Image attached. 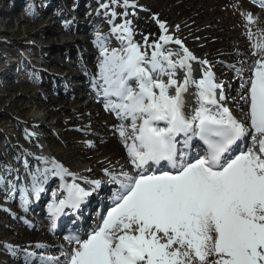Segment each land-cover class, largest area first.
I'll list each match as a JSON object with an SVG mask.
<instances>
[{
  "label": "snow or ice",
  "instance_id": "snow-or-ice-1",
  "mask_svg": "<svg viewBox=\"0 0 264 264\" xmlns=\"http://www.w3.org/2000/svg\"><path fill=\"white\" fill-rule=\"evenodd\" d=\"M26 11L32 14L31 7ZM154 19L161 35L150 56L133 43L129 21L111 30L123 45L119 50L96 36L101 59L94 87L105 110L121 121L117 132L133 171L104 170L118 187L107 203L99 201L97 222L87 233L66 237L72 246L63 261L41 256V264H264V38L252 45L258 58L241 83L248 112L238 120L211 69L202 68L195 79L190 61L197 58ZM245 19L254 22L251 13ZM253 35L248 32L249 39ZM169 42L182 54L165 52ZM180 70L182 80L176 78ZM37 159L43 168L27 170L16 183L0 176V184L7 180L10 194L19 186L26 206L50 177H72L60 185L63 198L54 195L48 205L53 227L66 209L80 211L103 190L99 180L85 179L90 187L81 186L55 159ZM35 255L24 250L23 264H34Z\"/></svg>",
  "mask_w": 264,
  "mask_h": 264
},
{
  "label": "bare ground",
  "instance_id": "bare-ground-1",
  "mask_svg": "<svg viewBox=\"0 0 264 264\" xmlns=\"http://www.w3.org/2000/svg\"><path fill=\"white\" fill-rule=\"evenodd\" d=\"M64 3L60 13L54 14H50L47 10L58 4L56 0H35L34 8L37 10L39 8V10L38 13L34 12L31 15L24 12L23 7H21V0H14V5L8 13H5V10L2 8L0 9V15H5L4 18H0V26H3V28L0 29V36H4L6 33L10 32L6 27H10L14 23L17 24L14 32L21 34V30H23L24 35L19 37V39H13L11 36L15 33L12 34L10 32L11 35L7 34V36H10V39H13L16 43H19V40H25L27 38L32 39L33 49L30 51V54L33 56L40 54V47H44L43 44L36 43L50 42V53L45 56L42 61L48 69H51V72L47 70H38L36 73L42 76L38 81H36V79L34 80L32 77L20 81L11 79L15 77L11 72L12 69L8 72H4L7 71V69L4 70L3 74L0 72V103L7 100L9 108H15L18 115L28 114L31 121L32 119L44 121L48 118L52 121L53 114L56 110L63 111L69 108L76 112L77 115L75 114L76 116L74 115V117L68 115V118H60L54 122L70 126V128H67L63 132L66 143L65 152L59 154L60 160L66 168L76 171L84 168L89 177L84 176V181L85 179L99 180L101 181L103 190H97L99 195L93 193L90 201L82 206L81 212L78 214L80 224L71 226L64 223L61 227L55 229L46 215L45 204L49 200H52L54 195L56 199L61 196L60 191L54 192L53 190V188H57L60 181L59 178L50 177L48 182L44 185L45 191L38 195L37 203H31L30 205L35 207L37 215L44 218L42 224H38L34 221V217L28 214L21 205V202L16 199V196H13L15 192H18V187L15 191L11 192V194L9 193V187L8 190L4 192L3 189L0 188L2 192L1 198L8 199L11 207V210L3 207L0 208L1 221H4L2 218L4 215H6L8 220L7 225L4 223L0 224V234L2 238L9 239L6 245L12 246V250H10L6 246L4 247L3 244L5 243L0 244V256L3 255L4 257L6 255H11L13 257V262H18L17 264H23L24 250L34 253L36 252L34 249L40 250L38 251L39 253L43 252L47 255H53L58 253L53 251V249L58 248L59 252H61L59 258L63 261V251H70L72 246L69 244L66 237L90 231L91 226H93L90 222L95 207L98 206L96 209H99V201L102 198L107 203V194L110 193L111 189H116L117 187V185L110 182L109 176L104 170L107 169L109 173L115 174H119V170L123 169H125L124 171L132 170L128 163L126 149L117 132V128L121 124V121L118 118L117 120L111 118L110 113L105 110L103 99L100 97L97 98L93 89L94 81L99 72L98 63L101 59L99 47L94 43L96 37L94 35L92 36L94 28H103L101 30L106 31L103 37L108 38L112 35L111 30L115 25L124 24L125 21H129L133 43L138 44L140 50L149 55L150 52L153 51L154 43L159 41L161 35L159 25L156 19H154L158 18L160 21L165 22L168 29L167 34L179 39L183 46L197 58L195 61H190L193 77L195 79L202 77V68H205V65L202 66L199 61L206 60L208 61V65L211 66L215 82L218 84L224 83V79L228 74L233 73L232 67L227 63L234 62L233 64L236 65V67H244L251 72V62L258 58L254 55L252 45L256 43L258 39L264 38V9L258 5H252L247 0H129L128 6L124 5V0H116L115 3H113V0H64ZM85 3L87 4L88 10L94 9L92 4L98 6H95L97 10L94 9L89 14H86V9L84 10L83 8ZM42 4L45 7L43 11L40 6ZM69 10H71V12ZM101 11L104 12V15L100 13ZM106 11L107 13H105ZM113 12H115V16L112 15ZM248 13H251L254 18V22L251 24L245 19V14ZM62 14L68 15V20L64 21V23H61V19H64ZM80 16H83V18H93L97 21L103 20L105 22L107 17L113 24L100 23V25L97 24L89 29H78V26L81 27L79 24ZM53 19H56L57 25H50ZM44 22L49 24H44ZM76 23L78 24L77 31L81 30V32L88 33L84 41L78 42V37L73 35L71 25ZM86 24L87 23H84V25ZM249 31L254 34L252 39H249ZM145 38H147V42ZM113 39H116L114 43L105 42L107 40L105 39V46L109 48V50L121 49L123 45L114 34ZM61 41L65 43L62 45L60 44ZM21 46L24 49L26 48L24 43ZM77 46H79V50H76ZM163 47L165 52L182 54L180 46L173 42L164 44ZM85 49L89 51V55H87L88 57L86 59L87 63L84 62L85 57L81 59L85 54ZM6 50L9 51L8 48H6ZM9 53L10 55L16 54L10 51ZM242 54L246 55L245 59L240 56ZM52 55L54 59H48V57ZM65 56L69 58L63 63ZM2 57L3 59L7 58L6 55L0 51V60H2ZM73 58L76 59L77 65L80 68L79 70V68L76 67L78 68L77 72L73 71L70 67L72 65L70 60ZM173 59H179V56L174 55ZM60 61H62L61 65H59ZM2 63L0 62L1 65ZM87 64L92 66L95 71L89 70ZM10 67L13 68V65L11 64ZM90 72L93 73L92 78H86L87 73L89 74ZM25 73H32V69L28 68ZM26 74L22 75L23 78L21 77V79H24ZM243 75L244 73H242V76H238L237 73L234 82L242 83V81L248 80L251 76L250 74L248 78H243ZM73 76L87 79V83L84 82V84H82L84 90L79 86L73 87L72 92H69L66 85L70 83L68 78L71 79ZM176 78L178 80L183 79V70L177 72ZM232 83L231 79H227L224 83V85L228 87L224 93L227 98L225 104L237 119L243 120L248 112L246 111L248 109L245 108L248 105L241 99V95L246 94V92L241 87V84L237 85V88L232 85ZM60 86L66 87V90L62 93L59 91L57 93L52 92L53 89V91H55V89ZM79 90L84 92L78 94ZM235 90L239 91L237 92L239 96L230 98L232 96H228V93ZM42 91L49 93L48 98L45 97L46 95H44ZM82 96L92 97L94 102V107L92 109L89 110L88 106H81L83 103V100H81ZM65 97H69L70 100L73 101L69 102ZM186 100L191 102V97L187 96ZM39 112L43 114L38 116ZM77 121H79L80 128L74 127ZM88 122L91 123L88 125ZM51 123L54 124L53 121ZM92 124H94L93 126L95 127H92L93 129L91 132L99 136L83 135L82 133H86L88 127H91ZM97 125L101 126L97 127ZM39 126L42 125L40 124ZM49 136L50 141L55 140L54 132L51 131ZM91 138L92 142L90 141ZM26 146L27 144H20L17 149L18 151H24ZM18 151H14L12 157H20ZM2 160L3 159L0 157V166L5 163V161ZM26 162L29 164L28 170H35L38 166L43 168L42 163H35L33 153L31 154V152L26 157ZM87 163L90 164L88 167H85L84 165ZM91 171H96L100 174L92 177L90 176L93 174ZM25 173L26 172L23 174L25 175ZM8 176H10V172H6L4 177L11 180V176ZM67 178L69 180V177ZM105 179H107V182H104ZM89 187L90 185H87V188ZM3 202H7L8 204L7 200H3ZM12 204H14V206H12ZM18 211H20L21 214H18ZM71 218L75 220L73 217ZM66 221H69V219ZM5 233H8V235ZM83 238H86V235ZM13 241H16V244L21 243V246L16 248ZM60 241L64 243L65 247L58 246ZM38 244L44 247H40L41 249L36 247ZM60 249H62V251H60ZM13 251H15V255ZM35 254L37 255V253ZM36 255L34 257V264H41L40 259L37 260ZM1 263L8 264V262Z\"/></svg>",
  "mask_w": 264,
  "mask_h": 264
},
{
  "label": "rangeland",
  "instance_id": "rangeland-1",
  "mask_svg": "<svg viewBox=\"0 0 264 264\" xmlns=\"http://www.w3.org/2000/svg\"><path fill=\"white\" fill-rule=\"evenodd\" d=\"M34 1L35 0H21V4H22L21 7H23V10H24L25 13H28L26 10L29 9V7H31L32 14L34 12L38 13L39 8H38V10L36 8H34V5H35ZM56 1L58 2V4L56 6H54V7H52V8L50 7V9L47 10L48 12H50V14L60 13V11L63 8V5L65 4L64 0H56ZM13 2H14V0H0V9L2 8L3 10H5V13H8L10 11L11 7L14 5ZM42 5H40V6L42 7V11H43L45 9V7L42 6ZM92 6H93L94 9L97 10V8H95V6L98 7L97 5L92 4ZM83 8H84V10L86 9V12H87L86 14H89L90 12H92L94 10V9H89L90 10L89 11L87 9V4L86 3L84 4ZM69 11L71 12V10H69ZM100 13L102 15H104L103 11H101ZM105 13H107V11ZM44 14H47V13H44ZM4 16L5 15H0V18H4ZM62 16H63L64 19H61V23H64V21L68 20L67 19L68 15L67 14H62ZM69 18H70V13H69ZM105 20H106L107 23L105 21H103V20L97 21V20H95L93 18H88V17L87 18L86 17L83 18V16H80L79 21H80V26L81 27H79L77 23L71 25V28L73 29V35L75 37H78V42L79 41H84V38L85 39L87 38L86 36H87L88 33L87 32L86 33L85 32H81V30L77 31L76 30L77 26H78V29H80V28H82V29L83 28H85V29L88 28L89 29V28H91V27H93V26H95L97 24L100 25V23L113 24V22L111 20H108L107 17H106ZM84 23H87V24L84 25ZM44 24L48 25L49 23L44 22ZM16 25L17 24L14 23L12 26L6 27V28H8V31H10L13 34V33H15L14 31L16 29ZM50 25H53V26L57 25L56 24V19H53V21L50 22ZM2 28H3V26H0V29H2ZM101 29H103V28H100V29L94 28L93 29L94 32H92V36L94 35L96 37L97 34H100L101 36H103L106 31L101 30ZM21 31H22L21 34L20 33H15L11 37L13 39H19V37H22L24 35L23 30H21ZM10 32L6 33L4 36H0V43H1L0 51H1V53L6 55V57L8 58V56L10 54L9 51L10 52H15L16 54H11V55H16V59L19 62V65H21V70L25 71V70H28V68L32 69V73H27L25 75L24 79H21V77L23 78V76H20L19 79H18V77L17 78L16 77H12L11 79H17L18 81H20V80L29 79L30 77H32L34 80L36 79V81H38V80H40L42 78V76H40V75H38L36 73V72H38V70L39 71L47 70L48 72L49 71L51 72V69H48L47 66H45L43 64V61H42L43 58H45V56L49 55V53H50V50H49L50 42L49 43H47V42H45V43H36V44H43L44 47H40L38 45L40 47V49H41V53L38 54L37 56H33L32 54H29L30 51L33 49V40L27 38L25 40H19V43L18 42L16 43V42L13 41V39H10L11 38L10 36H7V34L11 35ZM105 39H107L105 42L108 41L110 43H114L116 41V39H113V34L111 36H109L108 38L105 37ZM21 42H22V44L24 43V45L26 46L25 49L21 46L22 45ZM64 43H65L64 41L60 42V44H62V45ZM6 48H8L9 51H7ZM76 50H79V46L76 47ZM153 50H154V48H153ZM84 52H85L84 56H82V57L80 56V57H81V59L85 57L84 58V62H86V59L88 57L87 55H89L88 54L89 51L85 49ZM151 52H150L149 56L151 55ZM31 56H32V58H31ZM240 56H242V58L245 59L246 55L242 54ZM49 58L50 59H54L53 55L49 56L48 59ZM68 58L69 57L65 56V59H63V63H65L66 60H68ZM5 61L6 60L3 59V57H2V60H0L1 63L2 62L4 63ZM61 63H62V61H60L59 65H61ZM70 63L72 64L70 66L72 68V70L77 72V69L79 68V66L77 65L76 59L73 58L72 60H70ZM233 63L234 62L227 63V64H229L232 67V72L233 73L232 74H228V76L224 79V83L227 81V79H231V81L233 82L232 85L237 87V85H240L241 83L240 82L239 83L238 82L235 83L234 81H235L236 75L238 73L237 69H240L241 67H236V65H234ZM88 66L89 65L87 64V68H89V70H91L93 72L95 71V69L92 66H89V67ZM76 67H78V68H76ZM205 67L211 69V66H209L208 64L205 65ZM4 68L5 67H3V65L1 66V64H0V72H2V74L4 72H8L9 71V68H7V71L3 72ZM242 68L244 69L242 71V73H244L243 78H248V76L251 74V72H249V70H246L244 67H242ZM79 70H80V68H79ZM235 73H236V75H235ZM242 73H239L238 76H242ZM92 74L93 73H91V72L89 74L87 73V77L86 78H88V77L92 78ZM231 77H233V78H231ZM0 79H1V75H0ZM68 79L70 81V84H73V86L70 85V87L68 89L69 92H72V88L73 87H79V86L82 87V84H84V82L87 83V79L78 78L77 76H73V78H71V79L68 78ZM224 83H220V84L223 85V91L225 93V91H226V89L228 87L225 86ZM82 89H83V87H82ZM53 90H52V92L57 93L59 91L60 93H62V92H64L66 90V87H63V86L61 87L60 86V87H57L55 89V91H53ZM52 92H51V94H52ZM81 92H84V91L79 90L78 94H81ZM237 92H239V91H237V90L232 91V92L228 93V96H232L230 98H236L237 96H239L237 94ZM240 92H242V91H240ZM42 93L44 95H46L45 97L48 98L49 93H47L45 91H42ZM17 94H19V93H17ZM96 94H97V92H96ZM243 95H246V94H242L241 97ZM65 98L69 102L73 101V100H70L69 97H65ZM81 100H83V103L81 104V106H84V107L88 106L89 110L94 107V102H93L91 96H87V97L86 96H82ZM245 108L248 109V106L245 107ZM246 111H248V110H246ZM108 112L110 113L111 118L117 120V117L115 116L114 113L112 114L110 111H108ZM38 114H39L38 116H40L43 113L39 112ZM75 114L77 115L76 112H74L73 110H71L69 108H67L66 110H63V111H57L56 110L54 112V114H53L52 121L54 123L60 118H64V119L68 118V115H72L74 117ZM52 121L49 118L47 120H44V121L43 120H37V119H32V121H31L28 114H20V115H18L17 114V110L15 108H13V107L9 108L7 100L3 101L2 103H0V157L6 162V159H12V154L14 153V151H18L17 147L20 144H27V146L25 147L24 151L23 150H19L18 151L20 153V157L19 156H17V157L15 156L14 157L15 160L13 162L10 161V163H12L10 165V167H13L12 168L13 171H16L14 177H16V178L17 177H21V178L25 177V175L23 173L26 172L29 169V167H28L29 164L26 162V157L29 155L30 152H31V154L33 153V157H34L35 163H37V162L40 163V161L37 158L45 157V158H49V159H55V161H57L59 164L63 165L61 160H60L59 154H62V153L65 152V143L66 142H65V139H64L63 132L67 128H70V126H67L66 124L63 125L62 123H54V124H52L51 123ZM90 123L91 122H88V125ZM40 124L42 126H39ZM93 125L94 124H92L91 127L89 126L88 130L86 131V133H82V134L83 135H91V136L97 137L98 134H93L91 132V130L93 129L92 127H95ZM98 126H101V125H97V127ZM74 127L80 128L79 121H77L74 124ZM26 129L30 132L31 136H28L26 134V132H25ZM51 131L54 132L55 140H53V141H50L49 134H50ZM90 141L92 142V138L90 139ZM8 162H9V160H8ZM89 164L90 163H87L84 166L88 167ZM44 166L45 165H43V167ZM63 167L66 168L65 166H63ZM66 169L70 173L75 174L78 177L77 180L84 179L85 177H88L87 176V171H85L84 168L79 169L78 171L73 170V169H69V168H66ZM123 170H125V169H123ZM91 172L93 173V174L90 175L92 177H95L98 174H100L99 172H96V171L95 172L91 171ZM119 172H121V170H119ZM10 176H11V173H10ZM10 176H8V177H10ZM68 177H69V180L72 181V177H70V176H68ZM104 182H107V179H105ZM19 183L20 184H26V180L25 179H20ZM8 187H9V185H7V187L5 186L4 187L5 190H8ZM17 187L19 188V186H17ZM54 189L55 188H53V190ZM5 190H3V192ZM1 195H2V192L0 191V208H2L1 206H4L5 209L11 210L10 201L8 199L1 198ZM3 200H7L8 204H7V202H3ZM12 206H14V204H12ZM13 209H14V207H13ZM18 214H21V212L18 211ZM2 218H3L4 221H1V217H0V224L4 223V224L7 225L8 224V220H7L6 215H4ZM5 220H7V221H5ZM34 221H36L38 224H42L43 223L42 221L39 222L38 219H34ZM5 234L8 235V233H5ZM1 236L2 235L0 234V244L5 243V244H3L4 247H5L6 243L9 241V239L2 238ZM13 242L16 245V248L21 246V243L16 244L15 243L16 241H13ZM14 244H12V245H14ZM58 246L59 247H63L64 243H62L60 241L58 243ZM6 250H9V249H6ZM34 251L37 252V251H40V250H35L34 249ZM53 251L58 252V253L54 254V255H51L52 257H56V258L58 257L59 258L61 256V252H59L58 248H54ZM60 251H62V249H60ZM37 254H40V253H37ZM10 257H11V259H10ZM38 258L40 259V257H38ZM1 262H6V263L8 262V264H14V263L17 264L18 263V262H13V257L11 255H6L4 257H3V255L0 256V264H2Z\"/></svg>",
  "mask_w": 264,
  "mask_h": 264
},
{
  "label": "trees",
  "instance_id": "trees-1",
  "mask_svg": "<svg viewBox=\"0 0 264 264\" xmlns=\"http://www.w3.org/2000/svg\"><path fill=\"white\" fill-rule=\"evenodd\" d=\"M26 132L28 133V131L26 130ZM29 134V133H28Z\"/></svg>",
  "mask_w": 264,
  "mask_h": 264
}]
</instances>
